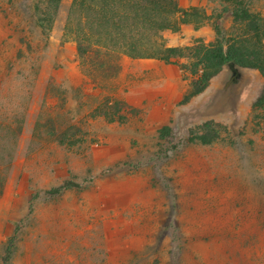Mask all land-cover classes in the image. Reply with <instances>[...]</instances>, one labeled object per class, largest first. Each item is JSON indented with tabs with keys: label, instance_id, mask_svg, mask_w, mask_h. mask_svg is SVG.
Segmentation results:
<instances>
[{
	"label": "rangeland",
	"instance_id": "374dc122",
	"mask_svg": "<svg viewBox=\"0 0 264 264\" xmlns=\"http://www.w3.org/2000/svg\"><path fill=\"white\" fill-rule=\"evenodd\" d=\"M73 1L52 26L45 2L0 0V264H264L259 71L224 68L187 104L179 64L92 71L66 36ZM178 2L212 16L190 45L242 27L218 0Z\"/></svg>",
	"mask_w": 264,
	"mask_h": 264
},
{
	"label": "trees",
	"instance_id": "16d2710c",
	"mask_svg": "<svg viewBox=\"0 0 264 264\" xmlns=\"http://www.w3.org/2000/svg\"><path fill=\"white\" fill-rule=\"evenodd\" d=\"M62 1L41 0L51 13L52 26ZM218 1L224 5V14H231L242 27L237 29V34L227 37L222 28L215 26L217 38L211 44L197 42L186 47L168 44L165 32L180 33L184 25L200 29L212 19L203 10L182 8L178 0H74L65 32L76 43L83 63L87 57L94 59L95 62L90 60L92 71L108 68L119 72L123 56L179 64L185 80L190 81L182 99V104H187L202 95L224 68L254 69L264 78V17L250 12L243 0ZM37 12L42 13L40 6ZM221 17L220 14L218 18ZM47 22V15L39 19L41 27ZM182 60L187 64H180ZM263 108L264 90L254 104V111ZM208 139L199 136L198 141L208 145L223 138L215 132ZM68 187L63 186L58 191Z\"/></svg>",
	"mask_w": 264,
	"mask_h": 264
},
{
	"label": "crops",
	"instance_id": "0c3cea01",
	"mask_svg": "<svg viewBox=\"0 0 264 264\" xmlns=\"http://www.w3.org/2000/svg\"><path fill=\"white\" fill-rule=\"evenodd\" d=\"M189 8L188 7H184ZM204 33H206V39L203 38ZM169 37V39H174V38H178L179 39V45H190L191 42H193L194 40L197 39H204V43H209L210 41H212V34L211 31L208 29H196L194 27V25H184L181 29L180 33H176V34H168L167 35ZM211 44V43H210ZM174 47V46H173Z\"/></svg>",
	"mask_w": 264,
	"mask_h": 264
},
{
	"label": "water",
	"instance_id": "95a60500",
	"mask_svg": "<svg viewBox=\"0 0 264 264\" xmlns=\"http://www.w3.org/2000/svg\"><path fill=\"white\" fill-rule=\"evenodd\" d=\"M230 69L235 73V74H238L239 73V70L236 69L235 67L231 66Z\"/></svg>",
	"mask_w": 264,
	"mask_h": 264
}]
</instances>
